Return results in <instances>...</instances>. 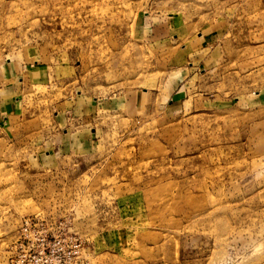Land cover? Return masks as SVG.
Masks as SVG:
<instances>
[{
  "label": "rangeland",
  "instance_id": "rangeland-1",
  "mask_svg": "<svg viewBox=\"0 0 264 264\" xmlns=\"http://www.w3.org/2000/svg\"><path fill=\"white\" fill-rule=\"evenodd\" d=\"M0 264H264V0H0Z\"/></svg>",
  "mask_w": 264,
  "mask_h": 264
}]
</instances>
